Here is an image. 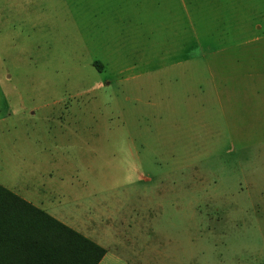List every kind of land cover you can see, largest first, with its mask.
<instances>
[{
	"label": "rangeland",
	"instance_id": "rangeland-1",
	"mask_svg": "<svg viewBox=\"0 0 264 264\" xmlns=\"http://www.w3.org/2000/svg\"><path fill=\"white\" fill-rule=\"evenodd\" d=\"M0 183L100 264H264V0H0Z\"/></svg>",
	"mask_w": 264,
	"mask_h": 264
},
{
	"label": "trees",
	"instance_id": "trees-1",
	"mask_svg": "<svg viewBox=\"0 0 264 264\" xmlns=\"http://www.w3.org/2000/svg\"><path fill=\"white\" fill-rule=\"evenodd\" d=\"M105 252L99 243L0 183V264H98Z\"/></svg>",
	"mask_w": 264,
	"mask_h": 264
},
{
	"label": "crops",
	"instance_id": "crops-1",
	"mask_svg": "<svg viewBox=\"0 0 264 264\" xmlns=\"http://www.w3.org/2000/svg\"><path fill=\"white\" fill-rule=\"evenodd\" d=\"M74 203H75V205L73 206V209H76L77 212L80 210L81 207L84 206L82 197H79V199L76 198ZM62 207H63V205H61V204H59L58 206L56 205L55 207L52 206V204H47V206H44L43 208L47 212H49L51 215L60 219L64 223L68 224L69 226L75 228L76 230L82 232L83 234H85L86 236H88L89 238L94 240L95 242H97L100 245H102L103 247H105L106 252L103 255V257L101 258V260L98 262V264H100L104 260V258H106L110 253H108L109 245L105 244V242L103 241L104 237L102 234H100L98 232V230L96 228L97 226L95 225V222L91 221V220L83 219L80 216L78 217L79 214H76V212H72V211L68 212L67 211L66 213H64V212H62V211H64V209ZM107 218H109V216Z\"/></svg>",
	"mask_w": 264,
	"mask_h": 264
}]
</instances>
